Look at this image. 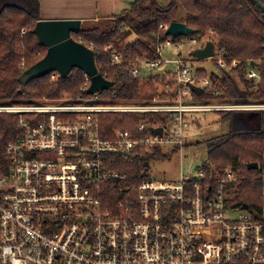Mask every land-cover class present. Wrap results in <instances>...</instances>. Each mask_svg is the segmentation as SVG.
I'll list each match as a JSON object with an SVG mask.
<instances>
[{
    "label": "built area",
    "instance_id": "obj_1",
    "mask_svg": "<svg viewBox=\"0 0 264 264\" xmlns=\"http://www.w3.org/2000/svg\"><path fill=\"white\" fill-rule=\"evenodd\" d=\"M170 45L166 40L159 46L156 60L135 57L127 63L108 45L105 68L144 79L141 67H161V50ZM208 60L229 69L224 52L215 46ZM174 63L176 72L161 76L162 98L123 102L111 93L105 99L112 86L89 99L0 107V113L19 115L22 129L7 144L6 171L0 173V264L264 263V223L247 209L229 206L230 170H206V160L194 178L148 177L153 162L168 160L189 143L186 114L258 106L198 102L191 86L214 99L220 92L209 79L197 80L181 60ZM237 64L233 60L230 66ZM52 74L54 80L58 74ZM246 78L256 84L260 75L249 66ZM125 113L166 114L168 122L145 119L136 133L113 129L104 136L100 116ZM158 128L161 135L154 133ZM158 151L168 158L150 159L138 175L114 167L118 160L141 162ZM262 182L264 197V174Z\"/></svg>",
    "mask_w": 264,
    "mask_h": 264
},
{
    "label": "trees",
    "instance_id": "obj_2",
    "mask_svg": "<svg viewBox=\"0 0 264 264\" xmlns=\"http://www.w3.org/2000/svg\"><path fill=\"white\" fill-rule=\"evenodd\" d=\"M258 1L264 5V0ZM38 21L39 0H0V107L32 105L42 98L59 100L66 97L68 102L78 97L91 98L80 70L74 69L64 79L57 76L51 80L53 74L28 78L27 70L41 60L47 50L33 33ZM96 22L97 26L89 30L82 27L72 38L94 52L97 69L112 83L113 88L103 94L105 99H110L111 93H116L117 99L123 102L150 101L157 96V90L149 84L153 77L146 82L145 79L127 77L121 68H105L110 58L106 50L108 45L127 63L135 57L156 60V51L166 40L179 44L207 38V43L224 52L229 69L224 70L213 63L218 74L211 72L207 76L205 70H197V80L209 79L220 94L214 99L208 93H195L194 98L202 103L220 101L233 105H264V12L249 0H134L118 16ZM172 22L184 23L194 31L193 36H166L160 26H169ZM233 60L238 63L236 67L230 66ZM249 66L257 69L260 75L256 84L246 78ZM156 78L161 79L164 87V78ZM217 113L219 121L228 124L229 128L226 134L202 142L207 150L205 168L230 170L234 180L228 185L232 196L229 206L236 209L246 206L256 221L264 223V109ZM145 119L164 125L168 122L166 114H103L100 127L107 137L113 129L136 133L139 122ZM21 134L17 115L0 113L1 174L6 171L7 144ZM152 158L168 157L158 151L141 162L118 160L114 167L130 176L138 175L148 168V161ZM253 163L258 169L249 170L247 165Z\"/></svg>",
    "mask_w": 264,
    "mask_h": 264
},
{
    "label": "rangeland",
    "instance_id": "obj_3",
    "mask_svg": "<svg viewBox=\"0 0 264 264\" xmlns=\"http://www.w3.org/2000/svg\"><path fill=\"white\" fill-rule=\"evenodd\" d=\"M97 25L98 22L95 21L86 22L83 25V29L89 30ZM206 44L207 38H204L202 41L195 43L183 41L180 44L164 46L161 50V58L164 61V64L158 68H146L142 66L140 70V77L144 78L146 81L148 76L155 78L156 76L161 77L168 72H176L177 64H175L174 61L177 59L181 60L186 66L190 67V70L193 73L197 70L203 69L205 70L207 76H209L211 72L218 74V68L210 60H197L191 56L194 51L201 49L202 46ZM51 80L53 79L51 78ZM149 84L154 86L155 90H157V96L160 98L164 97L162 94L164 87L161 85L162 81L160 78L151 80ZM67 99L68 98L66 97L59 100L42 98L39 99L36 104H52V101L61 103L68 101ZM211 103L229 105L228 103L220 101H214ZM263 108L264 105H258L252 109L262 110ZM217 112L218 111L186 114L190 123V127L188 129L189 143H187L189 145H186L183 149L174 153V155L166 161L153 162L150 165L148 177L154 180H179L180 178L196 177L198 167H200V165L207 160V150L202 142L208 138L223 135L228 132V124L219 121L220 115ZM19 118L20 116L17 115V119Z\"/></svg>",
    "mask_w": 264,
    "mask_h": 264
},
{
    "label": "water",
    "instance_id": "obj_4",
    "mask_svg": "<svg viewBox=\"0 0 264 264\" xmlns=\"http://www.w3.org/2000/svg\"><path fill=\"white\" fill-rule=\"evenodd\" d=\"M249 1L257 4L264 12V5L258 0ZM80 28L81 20L38 21L33 33L47 50L44 57L27 70L28 78L38 79L57 73L60 78L64 79L76 69L89 78V95L110 89L112 83L97 73L94 52L72 38V35L77 34ZM193 34L192 29L180 22H172L165 30V35L172 38L192 37ZM191 56L197 60L210 59L213 57V44L207 43L203 48L194 51ZM191 91L197 95L202 93V90L195 86H191ZM154 133L161 135L162 129H155ZM247 168L256 170L258 165L256 163L248 164ZM242 209H246V206H243Z\"/></svg>",
    "mask_w": 264,
    "mask_h": 264
},
{
    "label": "crops",
    "instance_id": "obj_5",
    "mask_svg": "<svg viewBox=\"0 0 264 264\" xmlns=\"http://www.w3.org/2000/svg\"><path fill=\"white\" fill-rule=\"evenodd\" d=\"M134 0H39L40 20H107L128 9Z\"/></svg>",
    "mask_w": 264,
    "mask_h": 264
}]
</instances>
